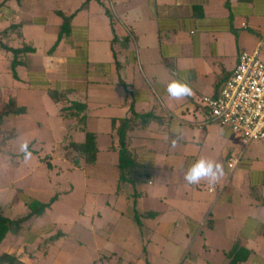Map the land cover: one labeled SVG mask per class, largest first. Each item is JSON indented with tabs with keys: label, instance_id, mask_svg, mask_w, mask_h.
<instances>
[{
	"label": "crops",
	"instance_id": "crops-1",
	"mask_svg": "<svg viewBox=\"0 0 264 264\" xmlns=\"http://www.w3.org/2000/svg\"><path fill=\"white\" fill-rule=\"evenodd\" d=\"M62 16L71 17L70 31L58 40ZM12 24L22 38L11 34V44L34 48L17 83L86 104L84 127L98 153L94 164L80 159L72 169L94 168L96 189L109 172L124 208L115 223L95 220L92 201L93 211L80 208L69 230L44 222L47 210L7 234L0 254L22 264H264V143L246 147L230 171L239 137L202 102L231 75L239 53L259 49L264 60V0H0V31ZM173 79L187 82L193 95L169 97ZM132 111L154 119L128 132L134 165L117 190L111 121ZM103 133L112 139L105 149L113 163L99 162ZM202 158L221 163L225 175L215 185H188L187 169ZM0 205L7 215L11 202Z\"/></svg>",
	"mask_w": 264,
	"mask_h": 264
},
{
	"label": "rangeland",
	"instance_id": "rangeland-1",
	"mask_svg": "<svg viewBox=\"0 0 264 264\" xmlns=\"http://www.w3.org/2000/svg\"><path fill=\"white\" fill-rule=\"evenodd\" d=\"M0 74V84H7L2 89L0 87V97L3 100L8 96L15 97L18 106L25 111L23 115L8 116L1 126L5 133L0 134V204L11 202L12 205L6 216L14 219L21 217L22 208L31 200L48 202L57 196L59 200L46 212L43 221L52 222L58 229H72L70 226L73 227L80 208L83 207L86 215L93 211L92 201L96 203L95 211L100 212L99 217L95 215V220L117 222V213L123 211L124 204L123 195L114 193L116 183L112 175L101 173L104 176L100 178L98 188L90 187L94 180V168L73 170V164L68 160L78 156L74 153L65 155L61 148L70 137L74 141H82L84 133L75 130L74 121L59 117L58 105L46 93L31 91L18 84L23 76L21 70L17 69L18 80H15L11 76L8 59L1 54ZM5 87L9 88L4 90ZM67 136L70 137L65 139ZM24 141L28 142L32 153L28 161L19 151ZM97 144L99 162L103 163L105 159V162L113 163L115 154L105 149L112 144L110 136L106 133L98 135ZM127 223L123 221L124 227Z\"/></svg>",
	"mask_w": 264,
	"mask_h": 264
},
{
	"label": "trees",
	"instance_id": "trees-1",
	"mask_svg": "<svg viewBox=\"0 0 264 264\" xmlns=\"http://www.w3.org/2000/svg\"><path fill=\"white\" fill-rule=\"evenodd\" d=\"M19 1V0H16ZM244 1V0H242ZM227 4V3H226ZM63 17V24L59 30L58 40L63 36L67 35L70 31V20L71 17ZM19 25L12 24L8 28L0 31V54L8 59L9 70L11 71V76L17 79L16 71L19 67H23L27 64V57L34 53V48L28 45L25 42L21 44L13 45L9 40L10 35H14V39H21L22 35L18 31ZM57 46V42L50 49L51 53ZM240 54V53H239ZM225 78L224 83L229 78ZM223 83V85H224ZM222 85V86H223ZM221 86V88H222ZM220 89L215 92V95H218ZM47 96L50 100L56 103L59 107L58 115L64 120H76L80 130L85 132L84 140L80 143L68 140L64 142L61 148L64 151V154L74 153L70 161L75 167L79 165V160L82 159L85 165H92L96 161L98 149L96 146V136L94 133L85 131L84 121L86 117V104L83 102L69 101L67 92H58L56 90H48ZM25 114L24 109L16 103L15 97L8 96L5 100L0 97V134L5 133L1 128L5 119L8 116H18ZM152 114H137L131 112L130 117L113 119L112 131L116 137V147L115 151L117 152V164L116 170L118 175V186L117 190L121 189V185L127 180L128 168L134 165L133 154L128 145V132L138 128L146 126L150 121H152ZM46 160V159H45ZM50 166V165H49ZM58 199L57 196L52 197L48 202H40L38 200H31L30 202L24 205L26 209L25 215H21L18 218H9L4 214L2 207H0V244L5 239L7 234H16L18 233L25 223L39 218L49 210L54 202ZM264 204V202H262ZM58 235L50 237L46 240V243L53 242ZM45 243V244H46ZM44 244V245H45ZM238 248H236V263L238 261L237 257ZM0 264H22L16 257L8 254H0Z\"/></svg>",
	"mask_w": 264,
	"mask_h": 264
},
{
	"label": "built area",
	"instance_id": "built-area-1",
	"mask_svg": "<svg viewBox=\"0 0 264 264\" xmlns=\"http://www.w3.org/2000/svg\"><path fill=\"white\" fill-rule=\"evenodd\" d=\"M202 102L217 124L239 137L241 149L227 162L232 171L246 147L253 142L264 143V60L260 50L242 51L218 95L205 96ZM215 190L208 189L210 193Z\"/></svg>",
	"mask_w": 264,
	"mask_h": 264
},
{
	"label": "clouds",
	"instance_id": "clouds-1",
	"mask_svg": "<svg viewBox=\"0 0 264 264\" xmlns=\"http://www.w3.org/2000/svg\"><path fill=\"white\" fill-rule=\"evenodd\" d=\"M169 97L175 100H182L193 95V90L187 82L180 79H173L166 88ZM175 144V141H173ZM19 151L23 154L24 160L28 161L32 158L29 151V144L24 141L19 146ZM225 175L224 167L221 163L207 159H199L187 169L184 176L188 185H198L201 181L206 180L209 184L215 185Z\"/></svg>",
	"mask_w": 264,
	"mask_h": 264
}]
</instances>
